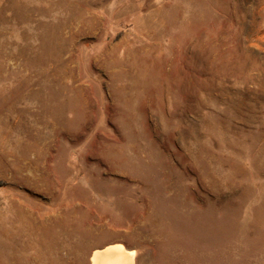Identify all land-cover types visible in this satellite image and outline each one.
<instances>
[{"label": "rangeland", "instance_id": "rangeland-1", "mask_svg": "<svg viewBox=\"0 0 264 264\" xmlns=\"http://www.w3.org/2000/svg\"><path fill=\"white\" fill-rule=\"evenodd\" d=\"M107 255L264 264V0H0V264Z\"/></svg>", "mask_w": 264, "mask_h": 264}, {"label": "bare ground", "instance_id": "bare-ground-1", "mask_svg": "<svg viewBox=\"0 0 264 264\" xmlns=\"http://www.w3.org/2000/svg\"><path fill=\"white\" fill-rule=\"evenodd\" d=\"M51 218V217H50ZM123 249H124V247L122 246V245H116V246H114V247H111V250H113V251H116V252H122L123 251ZM106 251V250H105ZM98 253H97V251H96V255H97ZM133 254V253H132ZM95 255V256H96ZM120 257V256H119ZM97 258V257H96ZM95 258V259H96ZM105 258H108V255L107 256H105L103 259H100L101 260V264H109L108 263V259H105ZM117 259V258H116ZM119 260V259H118ZM129 260V259H128ZM122 261V260H121ZM125 261V259H123V261H122V263ZM119 262V261H118ZM118 262H116V263H118ZM96 264H97V261H96ZM125 264V263H124ZM132 264V263H131Z\"/></svg>", "mask_w": 264, "mask_h": 264}]
</instances>
